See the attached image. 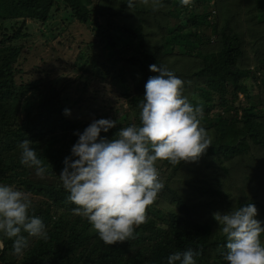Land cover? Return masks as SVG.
Wrapping results in <instances>:
<instances>
[{
	"label": "trees",
	"instance_id": "16d2710c",
	"mask_svg": "<svg viewBox=\"0 0 264 264\" xmlns=\"http://www.w3.org/2000/svg\"><path fill=\"white\" fill-rule=\"evenodd\" d=\"M41 1L0 0V183L28 194L29 214L42 218L48 238L29 236L28 248L17 256L12 240L0 234V264H167L170 253L188 248L200 252L197 264H227L226 237L213 213L254 203L256 218L264 222V200L253 193L255 185L264 191V175L260 176L264 164L252 165L264 158V35H259L264 34V0H242L231 8L230 0H213L215 13L207 8L212 0H191L187 5L180 0H133L130 8L128 0H97L94 6L90 0H50L44 7ZM58 13L68 23L76 21L97 32L106 61L96 63V74L117 86V104L93 102L86 107L76 101L72 106L70 86L62 85L63 78L47 74L24 80L20 74L17 79L18 59L36 49L32 44L40 28L33 27L41 23L54 36L52 21ZM172 19L182 20L186 23L182 29L195 32L183 34ZM247 28L251 38L244 36ZM250 55L255 58L252 64ZM111 61H116L112 67ZM152 64L166 66L182 79L183 95L203 109L200 123L210 145L195 160L175 165L158 160L165 163V169L156 164L164 187L155 201H164L168 194L172 209L147 206L146 221L134 228L132 237L105 244L86 218L71 211L77 206L66 199L59 174L78 140L75 133L93 120L117 122L107 133L101 132L108 139H114L120 128L140 123L144 85L158 75L149 69ZM92 79L80 82L81 95L92 89ZM251 83L257 88L253 100L258 97L253 105L240 98L252 97ZM24 139L31 141L47 166L44 177L20 163L18 145ZM256 153L261 156L253 161ZM245 160L251 162L241 164L247 168H236L247 180L240 185L232 165ZM197 161L199 167L188 180L186 167Z\"/></svg>",
	"mask_w": 264,
	"mask_h": 264
},
{
	"label": "clouds",
	"instance_id": "9594fccd",
	"mask_svg": "<svg viewBox=\"0 0 264 264\" xmlns=\"http://www.w3.org/2000/svg\"><path fill=\"white\" fill-rule=\"evenodd\" d=\"M187 5L189 0H180ZM127 5L133 6V0ZM151 76L144 85L139 102V124L120 128L114 139L102 137L115 127L109 118L93 120L65 157L59 174L66 199L76 205L73 214L87 219L105 244L132 237L134 228L146 221V208L164 187L156 167L158 160L170 164L197 159L210 145L207 130L201 125V106H193L183 95L184 82L166 66L152 64ZM70 109H64L66 115ZM20 163L35 169L39 177L47 166L38 157L28 139L22 140ZM28 194L0 183V234L12 240V251L22 255L29 246L28 237L46 240L48 233L42 218L30 215ZM257 207L247 203L221 213H213L219 231L226 237L223 259L227 264H264V222L258 220ZM24 233L27 234L24 235ZM200 252L193 248L175 251L167 264H197Z\"/></svg>",
	"mask_w": 264,
	"mask_h": 264
},
{
	"label": "rangeland",
	"instance_id": "374dc122",
	"mask_svg": "<svg viewBox=\"0 0 264 264\" xmlns=\"http://www.w3.org/2000/svg\"><path fill=\"white\" fill-rule=\"evenodd\" d=\"M93 3V6L96 5L98 2L97 0H90ZM191 2V0H189ZM238 1L242 0H230L228 3V7L231 8L233 3H237ZM42 7L46 5H49L50 0H42L41 1ZM44 4V5H43ZM207 8L212 10L213 13L217 11V8L214 7V1L212 0L210 3H208ZM54 13L56 12L53 10ZM201 13L204 14V9H201ZM100 21L101 20L100 18ZM179 21V26H177V22ZM73 22V23H72ZM173 27L181 30L183 34H193L195 30L190 29H182L181 26L186 25V23L182 22L180 19H172ZM246 24V22H245ZM36 26L40 28V32H38V35L35 37V42H33L32 45H36V49H34L31 53L28 51H25V53L18 59L16 66H19V72L17 74V79L20 78V74H22L24 80H28L30 78L38 77V76H46L47 74L54 75L55 77L63 78V84L62 85H69L70 88L69 91V99L68 102L69 105L75 106V102L77 101L79 104L78 106H86L88 107V104H93L95 102V105L98 103H102L104 106H107L109 104H117L118 102V91H116L118 88L117 86H113L111 82L101 77L102 75H97V68L96 63L98 61L104 62L106 61L103 57V53H101V47L98 45L100 42V39L97 37V32L93 29V27L83 25L76 21L67 22L64 21L62 18V14L58 13V17L52 21L53 26V34L54 36H50L47 34L48 29H43V26L41 23H38L33 27V31H36ZM252 24H246V27H251ZM64 30L62 31V29ZM264 28V27H263ZM175 29V30H176ZM259 30V29H258ZM174 31V30H172ZM259 35H264L263 33H260ZM244 36L247 38H251L253 36L252 31L247 30L244 31ZM256 40V39H255ZM252 42V41H249ZM255 47V46H254ZM257 48V47H256ZM253 49H248V53H252ZM109 51L106 50L105 54H107ZM250 64H252L255 61L254 56L250 55ZM253 61V62H252ZM116 61H111L110 66L115 63ZM39 65V66H38ZM120 63L117 64L118 67H120ZM44 68L43 72L40 73L37 68ZM41 74V75H40ZM53 76V77H54ZM92 79L91 81V90H88L85 94H80V82H86L89 81V79ZM66 88V87H65ZM250 94L251 96L257 93V88L252 83L250 84ZM122 91V89L120 88ZM242 101H247L248 103H251L253 105V101H257L258 97H255V100H253L254 96L251 98H248V100L245 99V97H240ZM93 107V106H92ZM95 107V106H94ZM73 113V112H72ZM75 114V113H74ZM85 116H90L89 114H85ZM260 153L254 154L255 161L258 157H260ZM251 163L249 160L240 161L239 164H233L232 169V175L238 179L239 184L246 182L247 180L243 179L245 177L240 176L236 172V168H247L243 167L241 164H248ZM160 168L159 169H165L164 161H158L156 163ZM200 162H190L188 166L186 167V177H188V180L191 177V174L193 170L196 167H199ZM255 164H264V158H260L257 162H255L252 165ZM256 171V169H252L249 173L250 176ZM264 175V170L261 171L260 176ZM183 176V175H182ZM250 181V180H249ZM256 191L258 194V199L263 201L264 200V191L261 189L258 185H255V188L253 190V193ZM261 191V193H260ZM195 193H198V190L195 191ZM169 195L164 196L163 200L160 203L156 202L155 200L152 202V204H157L156 210H164L166 212H170L172 209L171 202L168 201ZM230 206L224 207V210L227 211ZM205 218L206 215L204 216ZM264 241V240H263ZM0 248H2V242L0 240Z\"/></svg>",
	"mask_w": 264,
	"mask_h": 264
}]
</instances>
